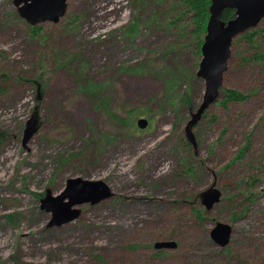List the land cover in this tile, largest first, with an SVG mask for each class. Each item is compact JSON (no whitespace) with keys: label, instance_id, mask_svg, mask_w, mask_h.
I'll return each mask as SVG.
<instances>
[{"label":"rangeland","instance_id":"rangeland-1","mask_svg":"<svg viewBox=\"0 0 264 264\" xmlns=\"http://www.w3.org/2000/svg\"><path fill=\"white\" fill-rule=\"evenodd\" d=\"M175 4L68 0L58 23L31 25L0 0V264H264V73L242 63L240 34L221 91L250 98L219 94L199 114L203 54L172 22ZM76 176L114 195L50 227L42 199ZM211 186L222 196L207 210L194 198ZM217 222L233 227L225 247L210 235ZM165 240L177 247L156 254Z\"/></svg>","mask_w":264,"mask_h":264},{"label":"water","instance_id":"water-1","mask_svg":"<svg viewBox=\"0 0 264 264\" xmlns=\"http://www.w3.org/2000/svg\"><path fill=\"white\" fill-rule=\"evenodd\" d=\"M211 17L207 27L205 42L202 46V60L197 76L204 79L206 91L204 103L200 107L201 114L207 100L213 98L224 83V74L228 69L231 57L233 40L240 34L258 27L264 18V0H211ZM21 17L31 25L51 21L58 23L66 14L68 0H14ZM226 9L235 10L236 16L228 22L222 19V13ZM198 114V113H197ZM38 115L35 111L27 122L23 144L37 132ZM137 127L141 130L148 128L149 119L140 117L137 119ZM114 195L109 184L102 180H93L83 177H71L67 180L65 188L57 195L51 190L47 191L42 199V208L53 212L50 227L61 226L79 218L82 209L78 206L91 203H99ZM222 192L215 186L200 193L201 202L207 210L221 200ZM233 227L225 222H217L211 230V237L221 247L227 246L232 238ZM177 242L165 240L157 242V249H174Z\"/></svg>","mask_w":264,"mask_h":264},{"label":"trees","instance_id":"trees-1","mask_svg":"<svg viewBox=\"0 0 264 264\" xmlns=\"http://www.w3.org/2000/svg\"><path fill=\"white\" fill-rule=\"evenodd\" d=\"M179 4H175L171 10L172 14V22H181L184 24L182 26L181 33L185 36H188V33L194 35L196 38V41L199 45V53H202V46L205 42V37L207 34V27L208 23L211 17V0H178ZM236 12L235 10L226 9L222 13V19L225 22L230 21L231 19L235 18ZM134 21L131 26L132 30L137 29V24ZM36 28V27H33ZM244 42L250 50L248 49L243 52L240 57L242 63H254L258 64L262 68V72L264 73V19L261 21L260 25L254 29H251L250 31H247L237 39H235L233 47L236 46V44L240 42ZM250 54V55H247ZM222 89V88H221ZM219 89L217 94L213 95V98L208 99L207 103L208 106L210 103H214L216 99L219 97V94L222 95V104H229V103H239V102H246L250 98V94L239 91L232 88H223L221 91ZM191 92V88H189ZM204 103V100L200 104V107H202ZM40 100L37 98V104L33 111H38ZM199 107V111H200ZM207 106H205L206 108ZM114 118H118L115 114H112ZM121 122H124V124L127 126L128 121H126L125 118H118ZM133 124V131L135 130L134 123ZM190 145H193V140H189ZM201 198L200 195H197L194 199ZM201 202V201H200ZM198 203V208L195 210L196 215L200 218H204V213L202 212L203 207L201 203ZM202 209V210H201ZM155 247V246H154ZM156 249V254L158 255H165L167 254V251L164 249ZM13 258L17 259V262H20L21 256H18L17 254L12 256Z\"/></svg>","mask_w":264,"mask_h":264}]
</instances>
